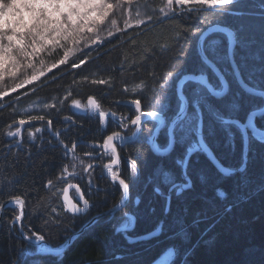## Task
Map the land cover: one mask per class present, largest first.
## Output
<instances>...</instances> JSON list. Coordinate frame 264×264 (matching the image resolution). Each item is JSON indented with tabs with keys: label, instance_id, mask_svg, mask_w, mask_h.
<instances>
[{
	"label": "trees",
	"instance_id": "trees-1",
	"mask_svg": "<svg viewBox=\"0 0 264 264\" xmlns=\"http://www.w3.org/2000/svg\"><path fill=\"white\" fill-rule=\"evenodd\" d=\"M159 4V0H153V6ZM215 25L231 28L236 39L243 41V46L238 43L240 51L236 61L244 79L264 85V0H239L231 15L221 16L212 11L180 14L176 18H155L139 28L117 33L111 38V43L92 51L89 62L81 69L61 66L63 72L54 70L59 77L54 83L49 80L45 86L40 83L27 86L0 101V207L14 196L22 197L27 208L23 230L28 228L38 232L53 247L61 245L69 233L67 230L79 227H72L70 223L75 218L64 216L59 208L58 186L51 190L45 187L49 179L56 182L60 154L55 149H49L46 142L39 144L41 139L50 137L48 133L38 136L35 142L25 137L23 146L12 147L14 141L6 137V126L21 117L25 110H43L44 102L62 97L73 79L81 80L84 76L89 79L112 77V87L80 84L74 89V99L86 102L88 96H94L104 108L112 109L118 100L138 98L147 112L160 111V105L155 102L160 99L166 104L163 111L173 115L179 107L177 83L182 76L200 70L199 37ZM193 29L197 31L194 33ZM43 58L53 60L59 55ZM169 71L177 75L170 82L165 99L159 95L164 90L159 88V82L150 73L155 72L162 78ZM227 72L231 73V70L227 69ZM226 80L232 90L237 89L234 80ZM141 81L146 87L132 92V88ZM125 84L129 87L127 93L123 91ZM31 87L37 88L36 92L29 91L27 96L23 95ZM213 102L216 103L215 100ZM4 104L8 106L1 109ZM70 106V102L58 103L59 113L52 110L51 117L67 113ZM217 106L221 107L225 117L229 116V108ZM45 115L48 118V114ZM260 123L264 129V120ZM30 130L34 131V127ZM214 143L217 147L224 146L222 133ZM135 147L138 148L136 151L140 155L139 165L143 174H152L159 157L145 144ZM249 151L244 173L247 184L240 182V174L219 176L211 163L202 158L191 169L194 170L192 181L195 193L186 191L177 197L173 191L169 213L165 212V198L152 193L155 181L152 184L142 182L139 186L134 184L135 193L140 197L135 235L154 231L163 222L160 236L151 242L128 244L122 233L115 232L117 223L112 220L90 227L58 257L30 255L34 253V248L21 241L17 227L12 223L18 210L7 209L0 223V264H153L168 249L176 252L172 264H264V143L253 141ZM226 155L235 159L230 162V167L238 168L243 162L239 152L232 154L223 150L220 157ZM171 157L164 159L167 170L175 176L168 180L180 184L184 181L182 168L179 170V165L171 161ZM168 180L165 187L171 186ZM218 190L224 193L223 198L217 196ZM185 206L205 208L207 211L198 225L188 228L184 235L176 236L175 218L182 214ZM56 213L65 219L63 223Z\"/></svg>",
	"mask_w": 264,
	"mask_h": 264
},
{
	"label": "snow or ice",
	"instance_id": "snow-or-ice-1",
	"mask_svg": "<svg viewBox=\"0 0 264 264\" xmlns=\"http://www.w3.org/2000/svg\"><path fill=\"white\" fill-rule=\"evenodd\" d=\"M238 3L239 0H164V5L159 9V12L165 18H176L180 14H199L205 11H212L215 14L224 16L231 15ZM132 5L133 0H115V3L109 2V0H0V85H2L0 86V99L9 96L10 93L17 92L19 89H24L36 83H40L41 86H44L49 80L54 83L59 78L57 72L54 70L63 72L61 66L71 69H81L82 66L89 62L91 52L96 51L106 43H111V38L117 33L127 32V29L132 27L139 28L141 25H145L147 21L152 20L153 17L148 15L147 20L138 18L135 20L134 24L131 23L130 20H125L124 28L118 27L117 20L111 17L119 13L121 16L127 15L131 18ZM136 15L137 17L140 16L138 9ZM106 21L110 22L115 28V32L109 30L106 36H102L100 32L103 31L102 26ZM217 30L223 31L229 39L228 58L231 60L234 55L232 45L240 43L243 46V41L237 40L234 33L231 31L219 28H217ZM185 31H187V29ZM192 31L195 33L197 30L193 29ZM199 39L201 41L200 59L204 64L212 66L209 55L215 54V45L217 42L210 41L206 44L202 37H199ZM84 49H88L89 51L85 53ZM77 52L80 53L79 56L76 55ZM56 55H59V58H54L51 62H46L43 58L45 56L54 57ZM29 70H31V74H29ZM6 75L11 77L13 81L11 85L3 84ZM150 75L153 76L155 81L159 82V88L164 90L162 93H159V95L164 96L166 99L167 90L171 87L170 82L175 79L177 74L169 71L162 78L158 77L155 72L150 73ZM189 80L206 86V93L201 92L200 89L196 90L195 98L191 101V107L193 109L191 114H188L186 107L188 98L183 94V86ZM219 82V87L207 85L206 77L197 76H185L180 81L177 93L180 96L181 110L177 114V118L174 122V129H169V146L176 142V134L178 132L184 133L185 135L195 133L197 139L190 145L183 160L177 161L178 164L187 169L191 155L195 152H203L217 164L219 170L225 176L234 177L240 174V182L242 184H247L248 180L244 175L248 166L247 155H245L243 162L238 168H226L215 159L208 145L204 142L202 125L206 112L224 126L226 131L228 130V126H236L240 128L245 139H247V129L249 128L253 129V135L256 134L255 125L253 123V118L257 114L256 112L249 115L246 125H241L237 119L226 118L221 107L217 106L220 105L230 108L231 110H235L238 107V103L234 98H227L229 96L228 82L224 80L223 76H219ZM80 84L106 85L111 88L112 77H108L107 79H89L88 76H84L81 80L73 79L62 97H53L50 101L43 103V110L48 114L47 119L45 114L32 115L25 110L21 117L14 119L6 126V137L16 138V144L19 146L23 141L24 126L32 125L34 121L44 122L47 129L52 131L53 120L51 118V111L55 110L59 113V108L57 107L58 103L63 105L65 102H70L71 106L80 112L97 114L101 122H106L109 117L112 119L116 118L115 113L101 110V105L94 96L87 97L86 106L82 105L80 100L74 99V89ZM145 87V84L141 81V83L132 88V92L135 93L138 90H143ZM29 91L34 94L36 88L31 87L28 91H25L23 95L27 96ZM123 91L125 93L129 91L127 84L124 85ZM247 92L253 96L264 99V91L248 87ZM16 99L19 100L20 97L17 96ZM214 100L216 103L213 102ZM155 102L157 105H160V111L144 112L140 99L131 100V105L135 106L137 114L130 123L139 126L142 117H146L155 120L158 127L162 125L164 120L160 113L163 111L164 107H166V104L162 103L160 99H157ZM260 111L264 112V109ZM126 119V117L121 118L122 126L126 127V124H123V121ZM65 121L75 123V121H71L70 117H65ZM13 125H16L14 130ZM41 131V127H36L35 132L29 130V139L35 142L36 133H40ZM209 134H211V128L209 129ZM53 135L59 138L60 133L56 131L53 132ZM229 135L231 134L229 133ZM256 138L264 142V135L257 136ZM128 139V137L121 136L119 133H112L103 138L102 144L92 145L93 151L84 153V155L92 161L85 165L83 160H79L80 165H83V172L89 174V183H91L90 170L95 167L94 161L97 158L103 159V156L96 152V148L99 147L103 150V154L110 158L108 163L104 165L107 174L111 176L113 182H118L125 195L128 193L129 184L125 179L119 177L117 170H114V168L119 166L121 161V157L117 150V142L123 145ZM150 142L153 151L161 154L168 151V149H162L160 145L151 138ZM61 143L63 144V141H61ZM63 147L65 148L66 156L72 153L73 161L78 159V157L75 156L76 143H73L71 148H68L67 144H63ZM128 163L131 171L136 173V161L130 159ZM71 166L73 170H75L76 164L73 163ZM68 168L69 165H64L56 179L66 180L69 175H72L73 173H69ZM162 174L167 179L168 173L163 172ZM167 182L171 186L169 188V195L165 197L167 201L165 212L169 213L172 202L171 193L173 191H175L177 197H180L186 190L195 193V188L187 172L184 183L176 184L171 180ZM45 187L49 189L53 188L54 181L49 179ZM154 190L156 193L164 195L159 186H156ZM77 191H79V189H77ZM217 196L223 198L224 193L218 190ZM79 199L82 201V207L75 203L70 205L66 204L64 206V211L74 215L87 212L90 207L89 201L84 199L82 195ZM10 203L21 209L14 221V223H19L23 217L24 200L20 196H14L11 198ZM53 211L55 212L56 209H53ZM206 211L207 209L205 208L185 206L182 210V214H178L175 218V227L178 229L175 235H184L188 228L198 225L205 217ZM126 229L127 225L122 230ZM162 230L163 222L156 231L150 232L145 236L137 237L136 240L151 239ZM23 238L30 242H40L45 239V237L38 232H31V235L24 233ZM128 239L129 242H134L132 238L129 237Z\"/></svg>",
	"mask_w": 264,
	"mask_h": 264
},
{
	"label": "flooded vegetation",
	"instance_id": "flooded-vegetation-1",
	"mask_svg": "<svg viewBox=\"0 0 264 264\" xmlns=\"http://www.w3.org/2000/svg\"><path fill=\"white\" fill-rule=\"evenodd\" d=\"M212 40L218 42L215 45V54H210L209 60L216 66V68L220 71V73L223 75L225 80L226 78H228L234 80L236 84H238L234 76L233 68L231 66V61L228 58V51H229L228 37L224 36L223 34H213L206 39L205 43L207 44ZM238 51H239L238 48L235 46V50H233L234 52L233 58L235 59L237 58ZM227 69L228 71L231 70V73L227 72ZM187 75L204 76L208 79V82L211 84V86H215V87L220 86L219 77L216 75L215 71L212 68H210L208 65L204 64L201 61V59H200V70L196 71L195 73L187 74ZM184 76H182V78ZM242 78L249 87L256 88L259 91H264V87L260 83L249 79H244L243 75ZM200 87L204 89V91L206 92V87L194 81H187L183 86V93L188 98V103H189L188 114H190L193 111L191 107V101L194 98H192L191 96ZM177 88H178V84H177ZM228 88H229V96L227 98L236 99L238 103V108H242V109H240L241 111L236 113V116L234 113L229 112L228 113L229 116L226 118L237 119L239 120L241 125H246L248 122V117L251 113L264 108V99H261L260 97L257 96L253 97L251 94L244 91L240 85H237L236 90H232L230 83H228ZM185 91L187 92L190 91V92L185 94ZM81 103L87 104V101L86 102L81 101ZM141 106H142V110L144 112H147L146 110H144L143 104H141ZM72 109H73L72 106H70L67 113L58 116L57 114H55V117H52L53 120L52 131L44 129L46 128V125L44 123H41L42 121H38V122L36 121L33 122V124L34 125L39 124V127H41L42 130L44 129L42 132L48 133V135L50 136L49 138L41 139L39 144L40 143L43 144L46 142L49 145V149H55L60 154L58 160L59 163L57 165V170H58L57 176L60 174L61 169L63 168L64 165L66 164L69 165L68 168L69 171L70 169L73 170L71 165L73 163L76 164V168L74 172L69 171V173H73V174L69 175L66 180L56 179V183H57L56 186H58L59 188V195H60L59 208L63 210L64 216L71 215V217L75 218V220L78 219L83 226L97 215H100L104 211H106L107 210L106 207L108 205L109 208L110 206L114 207L116 203H118L122 199V195H124L123 190L120 188L118 182H113L111 176L108 175L107 171L104 169V165L108 163L110 158L104 155L103 150L99 147L96 148V152L99 153L101 156H103V159L97 158L94 161L95 167L94 169L90 170L91 183H89V174L83 172V165H80L79 160H83L85 162V165L89 162H92L89 160L87 156L84 155L85 152L93 151V148L91 147L92 145L102 144L103 138L112 133H119L121 136L128 137L129 139L132 140L130 142L127 141L123 145L117 142V150L121 157V161L119 166L117 168H114V170H117L119 173V177L125 179V181L129 184V191H128L129 198L127 203L129 204L128 208L130 210L132 209L137 210V208L140 206V201H139L140 197H137L135 193L136 188L133 185L135 184V186H139L142 182L144 183L148 182V184H150L151 183L150 178L152 174L150 175L143 174L141 167L139 165L140 155L137 154L138 150L136 151V149L138 148L136 147L134 148V146L137 144H145L151 150V152L154 153V155L159 157L157 165L162 166L164 172H166L165 169H167L166 168L167 163L166 160L164 159L172 155L173 158L172 157L170 158L171 161L177 162L178 160H183L185 154L188 152L190 145L193 143V141L197 139L195 133L185 135L184 133L178 132L176 134V142L173 145L169 146V129H171L170 127L171 122L174 120V118L180 111V100H179L178 110L173 115H168L166 111H162L160 113L164 120V123L159 127L157 126V122L152 118L144 120L143 117L141 120V124L139 126L132 125L130 121L134 118V116L137 113L135 111V106L131 105V100H120V101L118 100L112 109L104 108L101 105V110L109 113H115L116 116L115 119L109 117L106 122H101L98 119L97 114L88 113V115H85V114H80L79 112L77 113L74 109L73 110ZM229 110L232 111L230 108ZM65 117H70L71 121H75V123H71L70 121L66 122ZM122 117L127 118L126 120L123 121V124H126V127L122 126V120H121ZM261 120H264V114L262 116L254 118V124L258 129H262L260 127L262 126V124L260 123ZM210 121L208 117L203 118L202 130H203L204 142L208 145V148L213 153L214 157H216V159L220 162V164H222L226 168L230 167V162L235 159L229 155H226L224 158L220 157V154L223 150L232 152V154L233 152L236 153L239 152L240 158H243L244 160L245 155L248 154L249 156L250 154V151H248V149L250 148L253 141H256L258 143H264L261 142L259 139H257L256 136L253 135V132L250 129H247V139H245V137L241 133L240 128L236 126H228V130L226 131L224 126L217 125V123L219 122L216 121L215 118L212 119V121L215 122L214 125H212V123L209 125ZM210 128H211V134H209ZM25 129L26 127L24 128V130ZM56 131L60 133L59 138L53 135V132ZM220 133L223 134L225 141L228 142V144L226 145V150L222 147H217L214 143V140L218 138ZM229 133L231 135H229ZM23 135H24V131H23ZM150 138L154 139L155 142L158 145H160L162 149H168L170 147L169 153L162 155L156 154L150 145L151 143ZM13 141L14 144L12 145V147H21L23 144L22 141V143L19 146H17L16 138H14ZM61 141H63V144H67L68 148H71L72 144L76 143L77 147L75 149V156L78 157L76 161H73L72 153H69L67 156L65 155V148L63 147ZM39 144L38 146L41 145ZM202 158L210 162L211 165L214 167V169L218 173H220L213 165L207 154L203 152H195L191 155L189 159V164L187 169H185L182 165L177 163L179 165L178 166L179 170L180 168H182V177L184 181H185L186 172L189 175L190 179L194 177V170L191 171L192 165L198 163V161L201 160ZM130 159L135 160L137 163L136 173H133L131 171L130 165L128 163ZM170 177L175 178L173 174L168 173L167 179ZM165 183L166 180L164 181L163 179H160L159 181L157 179L155 180V185L159 186L161 192L164 194V195H160L156 193L154 190L155 187L153 186L152 191L153 193H156L158 197H164L166 194L169 193L170 187H165L167 184ZM68 186H75L70 190V198L72 199L73 203L78 204L81 207L83 206L82 201L79 199L80 196L77 189H79L80 194L83 196V198L89 201L90 207L87 212L79 213L78 215H72L69 212L64 211V206L66 205V203L63 201V195ZM106 194L109 195L104 196ZM117 215H118L117 213L113 215H109L108 217L105 218V222L106 221L110 222L113 220L115 224L117 223L116 224L117 226L115 225L116 233H122L123 237L125 238L128 244L137 243L138 241H134V240L137 237H140L141 235L137 236L134 233L136 227L135 225L136 219L134 221V224L130 225L131 227L129 229H126L124 232H122L119 229L120 216ZM98 223H103V219L96 222L95 225ZM26 229L24 230V233L31 235L32 231L29 230L28 228ZM129 237L132 238L134 242H129L128 239ZM35 251H37L36 248H34V252Z\"/></svg>",
	"mask_w": 264,
	"mask_h": 264
},
{
	"label": "rangeland",
	"instance_id": "rangeland-1",
	"mask_svg": "<svg viewBox=\"0 0 264 264\" xmlns=\"http://www.w3.org/2000/svg\"><path fill=\"white\" fill-rule=\"evenodd\" d=\"M109 2H113V3H115V0H109ZM159 2H160V4L158 5V6H153V0H133V5L131 6L132 7V16H131V18H129L127 15H124V16H121L119 13H116L114 16H112L111 18H114V19H116L117 20V26L118 27H120V28H124V21L125 20H130V22L131 23H135V20L136 19H145V20H147V16L148 15H151L153 18H152V20H150V21H147V23L146 24H149L150 22H152L155 18H159V19H166L165 17H163L162 16V14L159 12V9L161 8V7H163V5H164V0H159ZM137 9L139 10V12H140V16L139 17H137V15H136V11H137ZM142 26V25H141ZM103 27V31H101L100 32V34L102 35V36H106L107 35V31H109V30H111V31H113V32H115V28L110 24V22H105V24L102 26ZM133 28H136V27H132V28H128L127 29V31L128 30H131V29H133ZM209 29V28H208ZM233 31V30H232ZM205 32V31H204ZM233 33H234V31H233ZM216 34H223L224 36H226L224 33H216ZM85 35H88V34H85ZM213 35V34H212ZM234 35H235V33H234ZM227 37V36H226ZM212 41H214V40H212ZM216 42H218V41H216ZM235 46L238 48V43H235ZM197 49H198V47H197ZM86 49H84V51H85ZM234 50H235V48H234ZM59 51V50H58ZM240 51V50H239ZM76 54H80L79 52H77ZM235 59V58H234ZM45 61L46 62H51L52 60H50V59H46L45 58ZM234 62H235V64H236V66L238 67V64H237V61H236V59L234 60ZM238 69H239V67H238ZM240 70V69H239ZM29 74H31V70H29ZM180 81V80H179ZM178 81V82H179ZM13 81H12V79H11V77L10 76H8V75H6L5 76V80H4V82H3V84H6V85H11V83H12ZM50 81H47V83L45 84V85H47L48 83H49ZM229 83V82H228ZM238 83V82H237ZM36 84H38V83H36ZM44 85V86H45ZM237 85H239V83L237 84ZM0 86H2V85H0ZM262 86L264 87V85L262 84ZM37 89V88H36ZM176 89H178V88H176ZM200 90H201V92L202 91H204V89H202L201 87L199 88ZM17 92H18V90H17ZM17 92H14V93H10V95H12V94H15V93H17ZM190 92V91H189ZM189 92H187V91H185V94H187V93H189ZM205 92V91H204ZM206 93V92H205ZM178 94V93H177ZM253 96V95H252ZM253 97H255V96H253ZM6 99V97H4L3 99H0V101L1 102H3V100H5ZM236 100V99H235ZM141 104H142V101H141ZM82 105H85L86 106V104L84 103H82ZM8 106V104H4L3 106H2V108L1 109H3V108H5V107H7ZM73 108V107H72ZM74 109V108H73ZM72 109V110H73ZM241 108H236L235 110H232V111H230V112H232V113H234L235 114V116H236V113H238L239 111H241L240 110ZM77 113L79 112L80 114H85V115H88V113H83V112H80L79 110H76V109H74ZM29 112L32 114V115H39V114H46L45 112H44V110H39L38 108L36 109V108H33V109H29ZM191 114V113H190ZM47 116V115H46ZM260 116H262V115H260ZM204 117H208V119H209V121H210V123H209V125L212 123V125H214V121H212V119H214V117H211L207 112L205 113V115H204ZM257 117H259V116H257ZM52 118V117H51ZM47 119V118H46ZM34 122H36V121H34ZM38 122V121H37ZM41 123H44V122H41ZM41 123H40V125H41ZM217 125H221L220 123H217ZM16 127V125H14V128ZM25 127H26V129L24 130V135H23V141H24V138L26 137L28 140H30L29 139V137H28V131L30 130V128L31 127H34V131H32V132H35V125L32 123V125H25ZM24 127V128H25ZM44 129H47V126H46V128H44ZM43 129V130H44ZM14 130V129H13ZM42 130V131H43ZM48 130V129H47ZM31 131V130H30ZM40 132V133H36V139L38 138V136H40L41 134L43 135V132ZM47 132V131H46ZM14 138H12V140H13ZM35 139V140H36ZM228 141V140H227ZM228 144V142H226L225 141V143H224V146L222 147V148H224L225 150H226V145ZM23 146V145H22ZM248 151H249V149H248ZM216 158V157H215ZM214 165V164H213ZM194 166V165H193ZM71 167V166H70ZM166 168H168L167 166H166ZM170 168L172 169V167L170 166ZM69 171H73L74 172V170H72V169H70ZM165 171L167 172V173H171L172 174V172L171 171H168L167 169H165ZM164 172V169H163V167L162 166H156L154 169H153V172H152V175H151V183L153 182V181H155L157 178H160V179H163L164 181L165 180H168V179H165L164 178V175L162 174ZM221 173V172H220ZM58 174V170H57V173H56V175ZM181 175H182V173H181ZM221 175L222 176H224V177H227V176H225L223 173H221ZM185 182V181H184ZM184 182H181V183H184ZM55 184H54V187H53V189L55 188V185L57 184L56 182H54ZM180 183V184H181ZM52 189V188H51ZM50 189V190H51ZM175 192V191H174ZM109 194H106V195H104V196H108ZM168 196V194H166L165 196H164V198L165 197H167ZM123 200H124V195H122V199L118 202V203H116V205L113 207H111L110 206V208H109V205L106 207L107 208V210L108 211H110V210H113V209H115L116 207H118V206H120L122 203H123ZM166 200V199H165ZM100 201V200H99ZM140 201V200H139ZM167 202V201H166ZM106 205V204H105ZM128 205L129 204H127L126 203V205L122 208L123 210H121V211H118L117 212V214L120 216V222H119V229L122 231V232H124L125 230H122V229H124L125 228V226L127 225V229H129L131 226V224H134V221H135V219L137 218V214H138V209L140 208V206L137 208V210H134V209H132L131 211L134 213V215H135V217H134V219L133 218H130V215H128L127 214V216L128 217H126L125 216V213L126 212H128L129 213V208H128ZM25 206H26V204H25ZM16 209L18 210V211H20V209L18 208V207H16ZM104 211L103 213H106V212H108V211ZM57 215H58V217L60 218V220H61V222L63 223L64 222V218H62V216H60L59 215V213H56ZM26 215H27V208H26ZM56 215V216H57ZM117 215V216H118ZM71 216V215H70ZM109 216V215H108ZM108 216H106V217H108ZM26 217V216H25ZM106 217H104L103 218V221H105V218ZM25 219V218H24ZM102 220V219H101ZM100 221V220H99ZM98 222V221H97ZM80 224V221L78 220V219H76V220H74V221H72L71 223H70V225L72 226V227H79V228H77L76 230L74 229V230H67V232H69L67 235H66V238L64 239V241H63V243L62 244H64L65 242H66V240L67 239H69V237L70 236H72V235H74V234H76L82 227H83V225H79ZM95 225V224H94ZM135 225H136V223H135ZM21 226H23V225H21ZM59 226V225H58ZM161 226V223L160 224H158L156 227H155V229L157 230L159 227ZM90 228H88L85 232H87L88 230H89ZM156 230H154V231H156ZM22 231L24 232V230H23V228H22ZM154 231H151V232H154ZM84 232V233H85ZM83 233V234H84ZM148 233H150V232H148ZM148 233H146V234H148ZM83 234H81L80 236H82ZM19 236H20V234H19ZM79 236V237H80ZM20 239H21V236H20ZM78 239V238H77ZM76 239V240H77ZM22 240V239H21ZM44 241H45V239H44ZM25 242V241H24ZM26 244H28L27 242H25ZM61 244V245H62ZM29 246H32V245H30V244H28ZM52 246V245H51ZM60 246V245H59ZM32 247H34V246H32ZM53 247V246H52ZM34 248H36V247H34ZM37 249V248H36ZM37 251H35L34 253H36ZM33 253V254H34ZM30 255H32V254H30ZM175 258H176V252H175V250H173V249H168V250H166L165 251V253L160 257V258H158L153 264H172L173 263V261L175 260Z\"/></svg>",
	"mask_w": 264,
	"mask_h": 264
},
{
	"label": "water",
	"instance_id": "water-1",
	"mask_svg": "<svg viewBox=\"0 0 264 264\" xmlns=\"http://www.w3.org/2000/svg\"><path fill=\"white\" fill-rule=\"evenodd\" d=\"M217 28H219V29H225V30H227V31H231V32H233L231 29H229L228 27H224V26H218V25H215V26H212V27H210L209 29H207L203 34H202V38H203V40H204V42H205V40L210 36V35H212V34H216V33H224L223 31H219V30H217ZM225 34V33H224ZM200 43H201V41H200V39H199V42H198V54H199V57H200ZM232 47H233V50H234V48H235V44H233L232 45ZM231 66H232V68H233V72H234V76H235V78H236V80H237V82L239 83V85L242 87V89L244 90V91H246L247 92V88L249 87L245 82H244V80H243V78H242V75H241V72H240V70L238 69V67L236 66V64H235V62H234V64H235V67H234V64H233V61H234V58H232L231 60ZM211 65L212 66H209L210 68H212L214 71H215V73H216V75L219 77V76H223L221 73H220V71L216 68V66L211 62ZM186 76H195V75H186ZM185 77V76H184ZM183 77V78H184ZM197 77H204V76H197ZM182 78V79H183ZM224 78V77H223ZM181 79V80H182ZM180 80V81H181ZM225 80V79H224ZM180 81L178 82V87L180 86ZM189 81H192V80H189ZM195 82V81H194ZM206 82H207V85H211L209 82H208V79L206 78ZM202 86H204V87H206L205 85H203V84H201ZM248 93V92H247ZM184 94V93H183ZM185 96V95H184ZM180 97V96H179ZM258 97V96H257ZM188 106H189V103H188V100H187V105H186V107H187V112H188ZM256 115H255V117H257V116H260V115H263L264 114V112H262V111H256ZM254 117V118H255ZM144 118V120H147V119H151V118H146V117H143ZM176 118H177V116L174 118V120L171 122V129H173L174 127H175V124H174V122H175V120H176ZM248 123V122H247ZM25 127V126H24ZM252 132H253V129H251V128H249ZM255 130H256V136H261V135H264V131H261V130H258V129H256L255 128ZM152 140H154V139H152ZM128 142H130V141H132L131 139H128L127 140ZM155 141V140H154ZM174 143H172L171 145H173ZM150 145H151V147H152V144L150 143ZM155 152V151H154ZM156 154H158V155H162L161 153H157V152H155ZM167 153H169V150L166 152V153H163V154H167ZM211 154L213 155V153L211 152ZM214 156V155H213ZM216 159V158H215ZM211 160V162L214 164V166L219 170V167L217 166V164H215L214 162H213V160L212 159H210ZM217 160V159H216ZM220 171V170H219ZM221 172V171H220ZM73 187H75V186H68L67 188H66V190H65V193H64V195H63V201L67 204V205H70V204H73V201H72V199L70 198V190L73 188ZM79 192V196H81V194H80V191H78ZM128 196H129V192L125 195L124 194V200H123V203L120 205V206H118V207H116L115 209H113V210H110V211H108V212H106V213H102V214H100V215H97L96 217H94L93 219H91L87 224H85L76 234H74V235H72V236H70L69 237V239H67L66 240V242L62 245V246H60V247H52L49 243H47L46 241H40V242H30V241H27V240H25L24 238H23V234H24V232L22 231V228H21V222L24 220V218H25V216H26V206H25V202H24V208H23V217H22V219L20 220V222L19 223H17V226H18V231H19V234H20V236H21V239L22 240H24L25 242H27L28 244H30V245H32V246H34V247H36L37 248V252L36 253H34V254H32V255H51V256H54V257H58V256H60V255H62L73 243H74V241L77 239V238H79V236L81 235V234H83L88 228H90L91 226H93L97 221H99V220H101V219H103L104 217H106V216H108V215H112V214H115V213H117L118 211H120L125 205H126V203H127V199H128ZM10 204H12V203H10V201H8V202H6L4 205H2V207L0 208V219H1V217H2V215H3V212H4V210L7 208V207H9V205ZM20 211H21V209H20ZM70 214H72V213H70ZM72 215H74V214H72ZM75 215H78V214H75ZM154 238V237H153ZM152 239V238H151ZM151 239H148V240H134V241H138V242H141V241H149V240H151Z\"/></svg>",
	"mask_w": 264,
	"mask_h": 264
},
{
	"label": "bare ground",
	"instance_id": "bare-ground-1",
	"mask_svg": "<svg viewBox=\"0 0 264 264\" xmlns=\"http://www.w3.org/2000/svg\"><path fill=\"white\" fill-rule=\"evenodd\" d=\"M224 27H226V26H224ZM229 29H231V28H229ZM231 30H232V29H231ZM195 95H196V92H194V93L192 94L191 97H192V98H195ZM216 169H217V168H216ZM217 170H218V169H217ZM218 171H219V170H218ZM219 172H220V171H219ZM217 173H218V172H217ZM221 173H222V172H221ZM218 175H219V176H222L220 173H218ZM151 184H152V183H151ZM165 184H166V183H165ZM153 185H154V187H156V185H155L154 183H153ZM186 191H187V190H186ZM152 193H153V191H152ZM154 196H157V194L154 193ZM128 198H129V196H128ZM5 203H6V202H5ZM5 203H4V204H5ZM127 203H128V199H127ZM4 204H2V205H4ZM16 207H17V206H15L14 204H10L9 207H7L4 211H6L7 209H10V208H14V209H16ZM121 210H123V209H121ZM121 210H120V211H121ZM130 211H131V210H130ZM130 211H129V213L126 212V213H125V216L128 217V216H127V214H128V215H130V218H134V217H135L134 213H133L132 211H131V212H130ZM19 213H20V211H18V214H19ZM112 215H113V214H112ZM3 217H4V213H3V215H2V217H1V219H0V223H1L2 219H3ZM24 220H25V219H24ZM24 220L21 222V225L24 224ZM14 221H15V219H14L13 222H12L13 225H15V226L18 228L17 223H14ZM21 228H22V226H21ZM145 235H146V234L141 235V236H145ZM141 236H140V237H141ZM21 241L24 242V240H21ZM141 242H146V241H141ZM24 243H25V242H24ZM47 243H48V242H47ZM62 245H63V244H62ZM62 245H60V246H62ZM60 246H57V247H60Z\"/></svg>",
	"mask_w": 264,
	"mask_h": 264
}]
</instances>
